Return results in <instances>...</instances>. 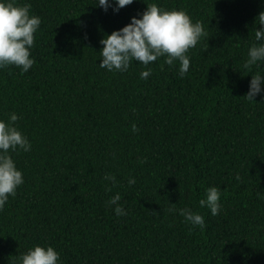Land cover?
I'll use <instances>...</instances> for the list:
<instances>
[{
  "label": "trees",
  "instance_id": "1",
  "mask_svg": "<svg viewBox=\"0 0 264 264\" xmlns=\"http://www.w3.org/2000/svg\"><path fill=\"white\" fill-rule=\"evenodd\" d=\"M25 2L41 20L34 63L0 69V119L17 113L31 148L10 153L24 182L0 208V264L33 244L53 246L60 264H264V97L243 96L264 63L242 67L264 0H133L116 12L95 0ZM150 2L204 26L185 74L163 57L98 67L100 38ZM209 185L221 191L215 216L198 204ZM116 192L126 215L105 205Z\"/></svg>",
  "mask_w": 264,
  "mask_h": 264
},
{
  "label": "clouds",
  "instance_id": "2",
  "mask_svg": "<svg viewBox=\"0 0 264 264\" xmlns=\"http://www.w3.org/2000/svg\"><path fill=\"white\" fill-rule=\"evenodd\" d=\"M132 2L133 0H95V4L102 10L106 11L111 7L113 12ZM29 8L27 2L21 4L17 0H0V69L12 65L23 73L34 63L30 51L41 20L38 15L30 14ZM254 20L260 27H254L253 42L247 47L242 64L245 70L264 63V10ZM204 35L202 22L193 21L183 9L165 10L156 2H150L142 12L129 17L128 23L100 38L98 42L102 47L99 49L97 66L109 72H125L133 62L147 66L163 57L164 64L173 65L178 62L177 74L182 77L189 68L188 50ZM150 72V67H142L139 77L147 78ZM257 94L264 97V72L261 71L250 75L247 91L243 96L253 101ZM18 119L15 112H10L7 120L0 119V208L6 205L9 197L15 195L18 186L24 182L22 171L16 166L10 153L27 152L31 148V142L15 124ZM131 131H138L135 123L131 124ZM102 178L112 185L117 183L111 172H105ZM126 183L134 184L135 178L128 176ZM108 188L109 185H105L106 191ZM220 196V189L216 185H209L204 189V195L198 200V204L215 216L222 208ZM261 198L264 199V196ZM120 200L121 195L116 192L105 201V205L112 206L117 216L127 214L122 204L118 203ZM178 211L186 223L198 225L201 229L204 227V216L199 212L190 208ZM15 264H60L59 252L49 244H33L19 254Z\"/></svg>",
  "mask_w": 264,
  "mask_h": 264
}]
</instances>
